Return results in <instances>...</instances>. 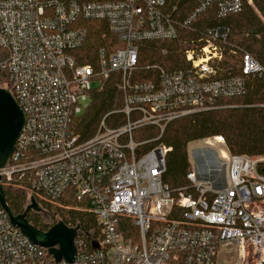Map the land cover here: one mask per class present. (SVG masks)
I'll list each match as a JSON object with an SVG mask.
<instances>
[{"label":"built area","instance_id":"1","mask_svg":"<svg viewBox=\"0 0 264 264\" xmlns=\"http://www.w3.org/2000/svg\"><path fill=\"white\" fill-rule=\"evenodd\" d=\"M170 3L0 0V89L11 91L26 120L0 183L26 191L29 203L35 197L39 205L38 199L92 214L102 235L96 249L77 235L75 261L56 262L11 223L0 203V264H264V155L231 154L225 139L214 136L224 146L222 177L192 169L188 188L174 191L163 181L170 148H147L171 121L217 109V100L244 95L249 78L264 75L249 53L239 72H224L231 29L204 25L205 18L239 11L243 0H199L182 19ZM88 20L107 21L122 44L111 52L100 48L96 65L78 60ZM183 34L189 46L183 67L151 64L145 67L150 79H135L140 43ZM115 72L122 106L84 138L76 122L91 92ZM146 127L159 135L135 139ZM211 139L203 141L213 146Z\"/></svg>","mask_w":264,"mask_h":264},{"label":"trees","instance_id":"2","mask_svg":"<svg viewBox=\"0 0 264 264\" xmlns=\"http://www.w3.org/2000/svg\"><path fill=\"white\" fill-rule=\"evenodd\" d=\"M104 1V0H80ZM251 1V2H250ZM170 5L177 6L175 15L178 18L189 16L199 5V0H171ZM206 19V20H205ZM204 25H227L231 32L221 64L224 72H239L243 53H249L264 66V0H243L242 8L221 18H205ZM88 30V40L79 51L78 60L83 64H97V52L100 48L113 51L122 46L111 33L109 23L103 20H88L83 22ZM175 41H147L140 43L138 69L135 79H150L151 70L145 67L159 64L168 69L183 67L185 61L183 52L187 47L183 44L184 36ZM116 42V43H115ZM167 47L168 55L164 56L161 49ZM234 50V51H233ZM5 55L0 49V55ZM120 73L115 72L95 88L90 95L88 108L77 122L76 131L84 138L92 136L97 130L101 119L113 109L122 106L121 95L117 88ZM217 109L199 112L190 116L171 121L163 135L148 144L147 148L163 143L170 148L167 155V168L163 175L164 183L176 191L189 186L187 174L192 170L189 145L213 136H222L226 148L231 154H247L250 156L264 155V75L250 77L247 92L238 97L220 98ZM121 119L118 117H111ZM109 119V124H110ZM118 123V122H117ZM123 123L120 120V124ZM159 130L146 127L137 131L135 139L143 140L157 137ZM6 201L15 215L22 214L29 204L28 193L22 189L5 186ZM40 202V207L50 215L56 216L70 227L80 226L78 235L88 244L101 241L102 235L96 218L87 212L66 210ZM27 219L36 228L46 231L51 224L37 214L27 213ZM121 222H129L121 219ZM132 226V232H133ZM135 232V231H134ZM126 235H130L126 232Z\"/></svg>","mask_w":264,"mask_h":264},{"label":"water","instance_id":"3","mask_svg":"<svg viewBox=\"0 0 264 264\" xmlns=\"http://www.w3.org/2000/svg\"><path fill=\"white\" fill-rule=\"evenodd\" d=\"M25 114L10 90L0 89V168L4 167L10 159L16 141L25 126ZM0 203L9 216L11 223L19 228L31 242L48 251L56 262L75 261L77 248L75 244L80 226L70 227L62 220L57 221L48 230L36 228L27 219L31 210H42L35 197L22 214L15 215L6 201L5 190L0 183ZM99 243L93 242V248H98Z\"/></svg>","mask_w":264,"mask_h":264},{"label":"rangeland","instance_id":"4","mask_svg":"<svg viewBox=\"0 0 264 264\" xmlns=\"http://www.w3.org/2000/svg\"><path fill=\"white\" fill-rule=\"evenodd\" d=\"M99 85L100 83H93L94 88ZM213 137H209L212 138L211 141L213 146H207L203 140L208 138H205L200 141L192 142L189 145L188 151L190 154L192 169H196L199 172L200 177H205L207 170L214 169L215 171H212L214 172L212 174L213 177L217 179L222 177L223 172L227 169V163L221 159L219 153L221 149H224V146L217 143ZM47 220L50 224H55L59 221L54 215L49 216V219Z\"/></svg>","mask_w":264,"mask_h":264},{"label":"flooded vegetation","instance_id":"5","mask_svg":"<svg viewBox=\"0 0 264 264\" xmlns=\"http://www.w3.org/2000/svg\"><path fill=\"white\" fill-rule=\"evenodd\" d=\"M29 212H31L32 214H37V215H39L40 217H42L44 220H45V222H47L48 220L47 219H49V216H51V215H49V213L48 212H45V210H41V211H39V212H36V211H33V210H31V211H29ZM48 215H47V214ZM52 218V217H51ZM54 224V223H53ZM53 224H51V226L53 225Z\"/></svg>","mask_w":264,"mask_h":264}]
</instances>
